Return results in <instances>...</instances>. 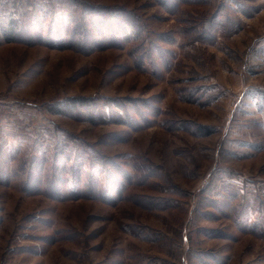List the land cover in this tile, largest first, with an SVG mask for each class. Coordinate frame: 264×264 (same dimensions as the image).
<instances>
[{
  "label": "rangeland",
  "instance_id": "1",
  "mask_svg": "<svg viewBox=\"0 0 264 264\" xmlns=\"http://www.w3.org/2000/svg\"><path fill=\"white\" fill-rule=\"evenodd\" d=\"M0 264H264V0H0Z\"/></svg>",
  "mask_w": 264,
  "mask_h": 264
},
{
  "label": "trees",
  "instance_id": "2",
  "mask_svg": "<svg viewBox=\"0 0 264 264\" xmlns=\"http://www.w3.org/2000/svg\"><path fill=\"white\" fill-rule=\"evenodd\" d=\"M184 0H156V2L165 7L168 10H174L180 2ZM111 14V15H110ZM127 12H121L119 15H112V12L107 8H93L92 10L86 8H82V15L73 21H60L57 22V32L60 30V37L79 39L80 36L86 35L87 37L83 38V40L92 39V42H89V46L93 45V49L100 48L103 45H108L109 42H114V40L120 38V36H125L124 40H128L129 36L127 33L135 30L134 16ZM111 16L113 20L111 19ZM95 22H99L102 28V31H92L90 30L91 26L94 25ZM115 26V28H114ZM9 32L12 33V37H8V40L13 41L17 32L20 34L23 32V29L20 27H14L12 23L10 24ZM107 31V32H106ZM6 34V33H5ZM17 35V34H16ZM106 39V36H108ZM97 37V38H96ZM102 38V39H101ZM79 42V40H78ZM84 98L71 97L62 102L61 107L53 109L54 113H62L65 110H74L78 105L84 107Z\"/></svg>",
  "mask_w": 264,
  "mask_h": 264
}]
</instances>
